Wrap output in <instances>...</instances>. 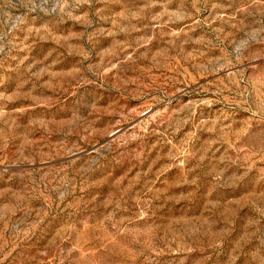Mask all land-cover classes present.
Instances as JSON below:
<instances>
[{
	"label": "rangeland",
	"instance_id": "1",
	"mask_svg": "<svg viewBox=\"0 0 264 264\" xmlns=\"http://www.w3.org/2000/svg\"><path fill=\"white\" fill-rule=\"evenodd\" d=\"M0 264H264V0H0Z\"/></svg>",
	"mask_w": 264,
	"mask_h": 264
}]
</instances>
